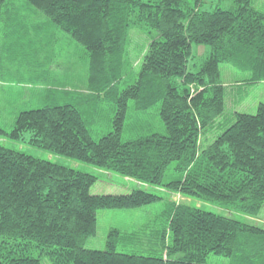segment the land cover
Returning <instances> with one entry per match:
<instances>
[{
	"label": "trees",
	"instance_id": "16d2710c",
	"mask_svg": "<svg viewBox=\"0 0 264 264\" xmlns=\"http://www.w3.org/2000/svg\"><path fill=\"white\" fill-rule=\"evenodd\" d=\"M19 6L45 17L35 26L47 22L84 47L87 85L70 89L74 76L46 66L0 133L143 186L93 194L94 173L0 144V264H207L211 254L264 264L263 226L193 204L247 218L264 206V102L255 113L239 111L244 84L228 91L221 74L226 63L264 84V10L255 0H0V20L23 22ZM139 26L155 34L137 77L121 89L134 73L131 32ZM194 44L208 55L190 68ZM105 99L115 104L112 130L97 138ZM155 107L163 132L125 140L131 108L148 118ZM148 187L168 196L158 220L129 233L113 228L104 250L86 247L99 209L164 199Z\"/></svg>",
	"mask_w": 264,
	"mask_h": 264
},
{
	"label": "rangeland",
	"instance_id": "374dc122",
	"mask_svg": "<svg viewBox=\"0 0 264 264\" xmlns=\"http://www.w3.org/2000/svg\"><path fill=\"white\" fill-rule=\"evenodd\" d=\"M23 1L17 0V4H21ZM255 2L260 9L264 10V0H255ZM223 5L225 7V3ZM18 8L21 15L20 20L23 17V22L14 26L4 20H0V87L8 89L0 91V111L2 112L0 127L7 131L13 125L12 114H14V110H16L17 114L18 111L23 110V104L31 99L30 90L35 89L32 79H34L35 75L37 76L38 72L44 74L48 69L46 66H49L54 76L64 77L67 72L74 76L78 84L72 80L69 84L70 89L78 88L80 85L81 89H85L88 78L84 47L78 42L70 40L65 33V35L57 33L55 28L47 22V25L35 26L34 23L45 22L46 19L34 7V9L27 6H19ZM154 34L155 32L149 31L146 26H139L132 30L131 53L134 61L132 63V73H134L127 78L128 82H124L125 80L120 82L119 87L121 89L132 83L137 77V72H139L142 63V54L145 53ZM28 37L31 39L29 42ZM206 50V47L193 45V54L189 61L190 68L193 67L194 62L200 63L205 59L208 55L205 54ZM51 66L52 68H50ZM221 74L222 81L228 86V91L235 89L238 86V82L244 84L243 88L240 89L241 93L236 96L240 104L238 109L242 112L255 113L259 102H264V84H249L244 81L249 78L248 74L242 73L226 63L221 64ZM40 87L41 85H38L37 92L40 91ZM39 106L41 105L30 107L36 108ZM98 106L96 127L94 126L95 137L97 138L112 130L111 119L114 116L113 108L115 104L105 99ZM229 106H231L230 101ZM130 113L132 114L127 121L128 128L126 130L128 132L124 136L125 140L146 136L153 132H163L164 126L156 107L150 111L148 118L143 114L135 115L132 108ZM5 115L7 117H4ZM135 124L140 127L130 131L132 129H129V125L134 126ZM28 137L29 135L27 134L26 139ZM0 144L20 149L44 159L53 160L83 172L94 173L99 179L91 188L93 194H122L130 192L135 187L143 186L117 173L109 172L89 163L50 153L26 141H13L3 133H0ZM148 188L150 191L162 195L164 199L138 208L99 209L97 211V233L87 240L86 247L104 250L106 249L109 232L113 228L129 233L144 229L146 225H151L158 220V217L162 215V211L166 208V198L168 196L159 188ZM178 197L179 195L176 198ZM193 204L264 227V206L259 218H247L243 214L230 212L214 203L195 199ZM207 264H233V262L227 256L211 254Z\"/></svg>",
	"mask_w": 264,
	"mask_h": 264
},
{
	"label": "crops",
	"instance_id": "0c3cea01",
	"mask_svg": "<svg viewBox=\"0 0 264 264\" xmlns=\"http://www.w3.org/2000/svg\"><path fill=\"white\" fill-rule=\"evenodd\" d=\"M3 90H8V89H6L4 87H0V91H3Z\"/></svg>",
	"mask_w": 264,
	"mask_h": 264
}]
</instances>
